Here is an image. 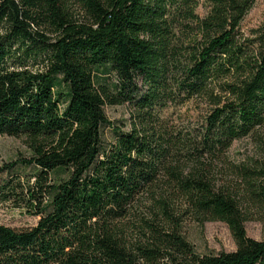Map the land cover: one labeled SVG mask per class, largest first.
I'll list each match as a JSON object with an SVG mask.
<instances>
[{"label":"trees","instance_id":"obj_1","mask_svg":"<svg viewBox=\"0 0 264 264\" xmlns=\"http://www.w3.org/2000/svg\"><path fill=\"white\" fill-rule=\"evenodd\" d=\"M255 1L0 0V135L30 150L0 176L35 167L19 189L0 177V203L38 216L0 224V264H264L245 229L264 158L229 156L264 131V18L240 27ZM189 219L235 249L196 252Z\"/></svg>","mask_w":264,"mask_h":264},{"label":"rangeland","instance_id":"obj_2","mask_svg":"<svg viewBox=\"0 0 264 264\" xmlns=\"http://www.w3.org/2000/svg\"><path fill=\"white\" fill-rule=\"evenodd\" d=\"M202 2V0H200ZM75 3V2H71ZM76 17L82 16V11L77 5H73ZM200 13L206 10V6L198 8ZM264 18V0H256L252 8L247 12L241 22V30L248 32L250 28L258 26ZM109 82L114 77L108 76ZM192 113L194 107H188ZM185 110V109H184ZM107 117L113 121L128 119L131 108L127 104L117 106H104ZM107 131V129H106ZM105 131L106 136H108ZM30 150L22 137L0 135V166L6 165L13 160H19L22 157H29ZM229 156L236 162L247 161L251 158L262 160L264 158V131L259 130L252 136L236 140L230 149ZM35 171L33 165L17 164L13 169L6 170L1 174V178L11 180L10 185L19 189L16 174H19L20 184L25 185L27 178H30ZM32 180V179H31ZM8 193L11 189L8 188ZM24 203L5 202L0 203V224L10 226L14 229H24L36 224L38 216L29 212ZM252 211L251 219L245 222V229L249 236L264 240V217L255 207ZM184 234L188 241L193 244L196 252L207 253L220 250L231 251L235 249V243L227 225L222 221L197 222L189 219L184 223Z\"/></svg>","mask_w":264,"mask_h":264}]
</instances>
